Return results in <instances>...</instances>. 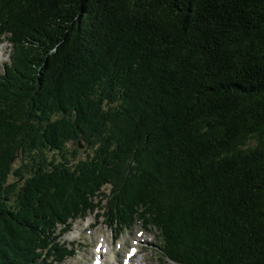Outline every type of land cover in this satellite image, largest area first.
<instances>
[{
    "label": "trees",
    "instance_id": "1",
    "mask_svg": "<svg viewBox=\"0 0 264 264\" xmlns=\"http://www.w3.org/2000/svg\"><path fill=\"white\" fill-rule=\"evenodd\" d=\"M0 36V264H63L91 213L264 264V0H0Z\"/></svg>",
    "mask_w": 264,
    "mask_h": 264
},
{
    "label": "rangeland",
    "instance_id": "2",
    "mask_svg": "<svg viewBox=\"0 0 264 264\" xmlns=\"http://www.w3.org/2000/svg\"><path fill=\"white\" fill-rule=\"evenodd\" d=\"M12 47L9 44L7 37L0 36V76L3 74L7 65L10 64V54ZM69 149H76L80 152V157L85 158L86 152H89L86 146L82 142H77V145L69 144ZM21 163V159L18 158L16 165ZM16 180L15 177H11V181ZM135 226L130 227L118 235L117 227L115 225L109 226L103 217H98L96 213H91L86 219L76 221L71 231L63 238V241L68 243L75 249V255L67 259L63 264H91V255L96 252L97 246L101 238H105L110 244L109 248H113L111 245L115 243V236L118 235L116 247H114L115 259L114 261H121L129 252L130 248L137 247L140 251L135 263L142 258L148 249H152L153 242H156L157 247L154 250V257L159 258V262L156 259H152L153 264H165L164 257V244L158 236V231L154 228L145 229L143 221H136ZM147 233H142L145 231ZM146 237L147 241L139 244L138 239ZM121 247V248H120ZM151 261V260H150Z\"/></svg>",
    "mask_w": 264,
    "mask_h": 264
},
{
    "label": "bare ground",
    "instance_id": "3",
    "mask_svg": "<svg viewBox=\"0 0 264 264\" xmlns=\"http://www.w3.org/2000/svg\"><path fill=\"white\" fill-rule=\"evenodd\" d=\"M139 241H140V243H144L145 241H147V238L144 236L141 239H139ZM99 243L102 245L100 255L103 258V264H120L119 261L114 262V259L116 256H115V252L113 249L110 250L109 254L103 252V249L109 248L110 244L107 242V240L102 237L101 240L99 241ZM153 246L154 247L152 249H148L146 254L134 264H153L152 259H156L159 262V258L158 257L155 258L153 255L154 254L153 249H155V247H157L156 242H153ZM131 249H133V248H131ZM92 255L95 256L94 253ZM137 255H138V253H137Z\"/></svg>",
    "mask_w": 264,
    "mask_h": 264
}]
</instances>
